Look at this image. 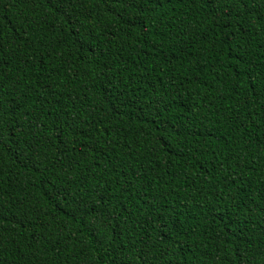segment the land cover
Listing matches in <instances>:
<instances>
[{
    "label": "trees",
    "instance_id": "1",
    "mask_svg": "<svg viewBox=\"0 0 264 264\" xmlns=\"http://www.w3.org/2000/svg\"><path fill=\"white\" fill-rule=\"evenodd\" d=\"M0 264H264V0H0Z\"/></svg>",
    "mask_w": 264,
    "mask_h": 264
}]
</instances>
